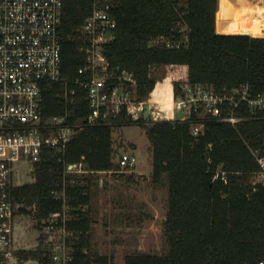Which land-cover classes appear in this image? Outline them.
Instances as JSON below:
<instances>
[{
	"label": "trees",
	"instance_id": "16d2710c",
	"mask_svg": "<svg viewBox=\"0 0 264 264\" xmlns=\"http://www.w3.org/2000/svg\"><path fill=\"white\" fill-rule=\"evenodd\" d=\"M118 22L116 39L105 53L114 69L128 70L139 82L140 98H147L156 79L153 66L182 64L194 83H210L218 90L250 84L264 93V36L218 33L219 0H109ZM92 0H64L62 12V76L60 82L46 81L44 113H65L61 93L66 84L77 97L68 107L72 121L89 114L86 90L75 84L85 65L81 27L92 11ZM187 27L184 30V27ZM189 36L181 48L150 45L164 35L172 39ZM141 124L152 146V180L169 182L165 254L134 252L124 264H260L264 261V184L257 182L259 163L248 144L264 148V121H243L237 127L212 121L204 134L195 137L189 123L156 122L151 128L141 118L132 120L124 111L111 124L88 126L69 142L60 156L46 149L36 163L35 181L14 188L21 204L18 213L37 219V228L48 217L61 215L64 202L55 192L66 193L74 217L68 227L79 234L76 264H118L113 255L100 254L91 245V181L82 174H65L67 165L84 164L91 172L111 171L114 163L113 131L120 126ZM248 143V144H247ZM227 180L215 179L218 169ZM43 242V237H40ZM87 250V252H85ZM21 263L36 259L50 264L46 248L21 249Z\"/></svg>",
	"mask_w": 264,
	"mask_h": 264
},
{
	"label": "built area",
	"instance_id": "2783aa9c",
	"mask_svg": "<svg viewBox=\"0 0 264 264\" xmlns=\"http://www.w3.org/2000/svg\"><path fill=\"white\" fill-rule=\"evenodd\" d=\"M92 2V11L81 27L85 65L75 81L86 90L89 114L73 122L68 107L74 105L77 91L68 84L61 93L68 106L65 113L48 116L43 105L45 82L63 79L64 0H0V264H18L19 259L14 250V218L22 205L15 202L12 194L19 186L15 184L17 163L32 161L35 172L46 149L62 160L69 142L80 130L111 124L124 111L138 121L143 118L146 105L152 126L161 121L186 122L195 137L204 134L212 121L234 127L243 121H264V93L256 92L248 83L230 90H218L210 83H194L188 67L182 64L153 66L154 88L147 98H140L134 73L112 68L105 53L106 45L116 39L118 27L113 3ZM188 44V34L181 39L160 35L150 42L152 46L167 48ZM179 112L184 113L182 118H177ZM248 146L259 163L255 172L257 182L264 184V148L254 150ZM137 162L134 153L125 152L118 164L129 168ZM87 172L91 171L80 162L68 164L65 174ZM214 178L227 180V171L218 169ZM55 195L64 202V210L61 215L43 220L38 239L43 237L50 264H76L75 244L80 237L68 227L74 217L67 204L66 185Z\"/></svg>",
	"mask_w": 264,
	"mask_h": 264
},
{
	"label": "rangeland",
	"instance_id": "374dc122",
	"mask_svg": "<svg viewBox=\"0 0 264 264\" xmlns=\"http://www.w3.org/2000/svg\"><path fill=\"white\" fill-rule=\"evenodd\" d=\"M257 2V0H255ZM262 2L263 0H259ZM222 8V0L220 2ZM240 31L244 34L264 36L263 22L259 29ZM258 13V12H257ZM263 13V12H262ZM259 30V32H257ZM257 32V34H256ZM141 124L120 126L114 129V163L111 171L87 172L82 175L91 181V202L86 209L92 217L91 245L100 254L113 255L116 263L124 264L125 256L134 252L165 254L169 250L166 235L168 216L169 182L164 180L156 184L152 180V146ZM134 153L138 162L135 167L122 168L119 157L125 153ZM32 161H21L15 165V184L23 185L35 181ZM37 219L33 216L17 213L14 218L15 253L21 249H36L41 242L38 239ZM25 243L27 244L25 246ZM18 257V256H17ZM19 258V257H18ZM18 264H39L29 259ZM12 264H16L12 261ZM96 264V263H93Z\"/></svg>",
	"mask_w": 264,
	"mask_h": 264
},
{
	"label": "bare ground",
	"instance_id": "6f19581e",
	"mask_svg": "<svg viewBox=\"0 0 264 264\" xmlns=\"http://www.w3.org/2000/svg\"><path fill=\"white\" fill-rule=\"evenodd\" d=\"M262 6L257 5H244L238 0H222V8L218 16V23L220 29L223 31H236L235 29L245 30L251 27L250 30L259 29V23H256L252 15L254 13L262 14ZM247 30V29H246Z\"/></svg>",
	"mask_w": 264,
	"mask_h": 264
},
{
	"label": "crops",
	"instance_id": "0c3cea01",
	"mask_svg": "<svg viewBox=\"0 0 264 264\" xmlns=\"http://www.w3.org/2000/svg\"><path fill=\"white\" fill-rule=\"evenodd\" d=\"M220 2H221V0H219V9H220V7H221V5H220ZM235 2H238V0H235ZM240 2L242 3V4H244V5H250V4H252V5H257V6H262V8L264 9V0H263V4H262V2H259V0H257V2L255 1V0H240ZM219 9H218V11H219ZM217 11V12H218ZM254 16H255V18H254ZM217 17V16H216ZM252 18H254V20H255V22L256 23H258V22H263V24H264V12L262 13V14H259V13H254L253 15H252ZM217 19V18H216ZM216 27H217V20H216ZM250 28L251 27H247V29L248 30H250ZM262 28H264V25H262ZM217 32L218 33H223V32H220V31H218V29H217ZM257 32H259V30L257 31ZM257 32H256V34H257ZM234 33H241L240 31H236V32H234ZM253 33H255V32H253ZM253 33H252V35H253ZM260 33V32H259ZM226 34H228V33H226ZM244 34V33H243ZM251 34V33H250ZM254 36H259V35H254ZM25 245H27V244H25Z\"/></svg>",
	"mask_w": 264,
	"mask_h": 264
},
{
	"label": "water",
	"instance_id": "95a60500",
	"mask_svg": "<svg viewBox=\"0 0 264 264\" xmlns=\"http://www.w3.org/2000/svg\"><path fill=\"white\" fill-rule=\"evenodd\" d=\"M184 116L183 112H179L177 113V118H182ZM144 120L148 123L147 126L149 128L152 127V124L150 123V115H149V105H146L145 107V111H144V116H143ZM26 244V243H25Z\"/></svg>",
	"mask_w": 264,
	"mask_h": 264
},
{
	"label": "clouds",
	"instance_id": "9594fccd",
	"mask_svg": "<svg viewBox=\"0 0 264 264\" xmlns=\"http://www.w3.org/2000/svg\"><path fill=\"white\" fill-rule=\"evenodd\" d=\"M259 11H262V12H264V9H260Z\"/></svg>",
	"mask_w": 264,
	"mask_h": 264
}]
</instances>
